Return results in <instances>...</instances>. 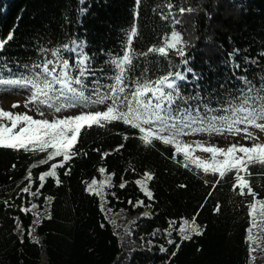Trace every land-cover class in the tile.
Here are the masks:
<instances>
[{
  "label": "trees",
  "instance_id": "16d2710c",
  "mask_svg": "<svg viewBox=\"0 0 264 264\" xmlns=\"http://www.w3.org/2000/svg\"><path fill=\"white\" fill-rule=\"evenodd\" d=\"M166 2L141 0L137 9L135 0H0V39L14 33L0 52V78L27 74L25 65L54 59L53 49H61V56L69 59L76 75V55L63 46L77 42L83 44L80 50L91 58L89 67L95 73L85 80V94L97 87L96 81L101 93L108 92L115 74L109 61L123 55L133 24L137 27L133 66L125 80L130 87L134 80H155L169 70L184 69L174 53L167 58L155 53L142 55L150 46H160L173 27L188 42L187 67L199 76L196 80L188 73V80L181 82L185 94H193L198 85L205 98L212 95L215 101L239 89V77L264 76V0H170L172 16L164 20ZM180 7L194 11L181 16ZM173 16L181 23L174 25ZM139 136L138 129L119 121L87 129L76 145L80 154L57 169L61 183L47 178L38 197L20 193V189L28 183L24 178L31 164L45 154L0 149V264H112L121 251L118 236L105 218L99 196L86 190L93 179L99 182L111 174L112 186L104 189L109 207L134 213L140 207L133 205L143 201L150 208V215L136 221L131 236L135 247L119 264H248V205L253 198L234 191L233 180L228 178L213 187L217 176L184 168L177 162L182 156L173 159L172 146L159 141L145 146ZM120 145L123 147L116 151ZM104 152L111 154L102 158ZM59 159L32 170V191L39 187V173ZM101 167L106 169L103 174L98 171ZM250 171L253 175L248 179L258 194L256 199L264 200V169L254 166ZM146 172L153 177L146 182L151 199L136 183L144 180ZM121 183L125 187L121 188ZM46 197L53 199L49 202ZM33 203L46 211L36 225V241L27 233L32 213L20 211L21 206ZM217 203L219 212L214 211ZM49 213L51 219L45 218ZM193 216L204 234L181 242L179 228ZM17 218L25 230L23 242L16 231ZM150 238L152 246H141L142 240ZM168 239L175 243L169 245ZM176 244L180 245L178 251ZM160 245L168 251L160 252ZM173 251H177L174 257Z\"/></svg>",
  "mask_w": 264,
  "mask_h": 264
},
{
  "label": "snow or ice",
  "instance_id": "6c2138e0",
  "mask_svg": "<svg viewBox=\"0 0 264 264\" xmlns=\"http://www.w3.org/2000/svg\"><path fill=\"white\" fill-rule=\"evenodd\" d=\"M137 9L141 0H135ZM165 7L168 9L167 15H162V19L168 20L172 16L174 5L168 0ZM86 9H81V12ZM179 14L183 16L185 12H193L194 9L180 7ZM138 17L139 12H135ZM172 23L178 25L180 19L173 16ZM137 36V27L132 25L128 34L125 50L122 56L111 59L109 64L113 66L115 74L111 77L113 83L108 86V92L101 93L98 88L99 82L90 95L85 92L88 85L85 80L88 75H95L89 67L91 58L80 49L82 43L73 42L75 46L64 45L63 49L76 53L75 70L78 74L73 75V65L69 59L61 56V49H53L51 56L54 59H44L39 64L25 65L27 74L20 75L18 78L4 79L0 78V86H16L29 91L30 95L25 101V107L31 105L30 110H34L41 118L36 119L32 115L25 113H14L0 108V149H9L14 151H23L31 154H45L37 163L31 164L28 169L25 180L28 183L20 189V193L29 194L32 197L41 195L40 189L44 187L47 178H55L57 185L61 183L57 169L64 168L66 164L80 153L76 150V145L84 131L92 127H105L113 122H122L133 129H138L139 139L145 146H150L159 141L165 145L174 148L173 159L176 156H182V166L191 170L193 167L198 172L212 174L218 179L213 184H219L225 178L233 180L232 189L239 190L240 195H249L253 202L249 203V216L254 217L257 208L264 215V200L256 199L257 193L253 190L250 180L253 173L251 167L258 166L264 169V143L258 142V137L249 131V128L258 129L264 133V76L249 79L247 76L239 77L241 87L234 92H230L227 97H217L213 101L212 95L205 98L197 89L193 94H185L181 90V82L188 80V73H192L194 79L199 76L193 70L187 67L189 61L186 54L187 41L183 39L181 32L174 27L170 34L162 37L160 46H150L146 53L148 55L155 53L160 57L167 58L170 54H175L181 58V63L185 66L183 70H169L165 75L157 77L155 80L145 79L142 82L137 79L130 87L125 80L127 73L133 66V39ZM14 33L9 32L5 39H0V52H2L8 42L13 40ZM264 55V54H262ZM255 63V61H251ZM6 67V65H5ZM239 67V65H237ZM10 71V70H9ZM223 87V86H222ZM215 103V106H212ZM97 105H105L104 110H90ZM19 102L13 103L12 107H19ZM51 113H61L67 109H83L75 115L56 116L52 119L46 118L44 109ZM243 125L244 127H239ZM224 131L239 134L244 133L243 138L252 141L251 146L232 143L227 148L215 145H205L201 141L192 143L184 142L181 137L198 132L220 133ZM127 140L128 137L124 136ZM123 145L118 146L122 148ZM199 149L204 153L210 154L208 159L201 158L194 153ZM96 151H99L96 149ZM87 155V153H84ZM111 153L104 152L102 158ZM55 158H61L50 164L48 170L39 173L36 179L39 181V187L32 191L33 169L39 165H47ZM16 167V165H13ZM98 171L103 174L106 169L101 167ZM69 174L65 172V175ZM112 175H108L104 180L97 181L93 179L87 186L90 194L99 196L103 199L104 189L111 187ZM151 173H144V180H137L141 185L142 191L149 199L152 198V192L147 187V181L151 180ZM208 183V181H205ZM120 187H125L124 183ZM184 187V185H181ZM114 195V194H113ZM46 201H51L52 197H46ZM6 205L8 201L4 202ZM131 204L132 201H129ZM144 206L143 201H137L133 207ZM39 206L35 203L30 207H20V211L25 214L32 213L38 217L33 221L39 225V213L33 210ZM203 207V205H201ZM103 209V204L101 205ZM214 211H220V205L214 208ZM149 213H143L148 216ZM196 215H199L197 213ZM51 219L50 213L45 217ZM115 223V221H113ZM255 226V225H253ZM16 231L21 233V242H23L22 224L17 218ZM33 229L27 230L29 236H32ZM248 241H254L251 235V228L248 229ZM181 242L190 240L193 235H203L204 231L196 222V216H193L191 222L185 220L179 228ZM155 235V233H153ZM171 235V233H168ZM151 244V241H148ZM169 245L175 241L168 239ZM179 244H176L177 251ZM249 244V255L255 251ZM160 252H167L163 245L159 246ZM177 251H173L174 257ZM254 259V257H253Z\"/></svg>",
  "mask_w": 264,
  "mask_h": 264
},
{
  "label": "rangeland",
  "instance_id": "374dc122",
  "mask_svg": "<svg viewBox=\"0 0 264 264\" xmlns=\"http://www.w3.org/2000/svg\"><path fill=\"white\" fill-rule=\"evenodd\" d=\"M72 46H75L74 44ZM76 55V53H74ZM30 93L26 89H22L16 86H0V108L4 109L5 111H11L14 113H25L27 112L28 115H32L34 118L39 119L41 118L34 110L31 109V105L29 107H25V101L28 99ZM19 102V107L13 108L12 104ZM105 105H97L90 110H104ZM83 109H67L61 113H51L48 109H44L46 118L52 119L53 115L56 116H67V115H75L78 114L79 111ZM239 127H244L240 125ZM249 131L252 132L255 136L258 137V142L264 143V133H261L258 129L249 128ZM244 133L241 132L239 134L236 133H229L224 131L223 134L220 133H209V132H198L189 134L186 136H182L181 139L184 142L192 143L193 141H201L205 145H215L222 148H227L232 143L244 144L245 146H251L252 141L246 140L243 138ZM195 155L200 156L201 158L208 159L210 154L204 153L199 149L196 150L194 153ZM100 198V206L103 204L107 206V211L102 209L105 218L111 223L115 233L118 236L119 243L121 246V251L118 254L117 258L115 259L114 264H119L120 262L124 261L127 258L129 252L135 247V243L132 239V230L135 226L136 221L139 217L143 216V213L150 212V208L147 205L140 207V210L134 213H129L127 210L120 208V209H113L109 207L105 201V197L103 199ZM249 210V209H248ZM34 212L39 213V219L46 213L43 208H37L33 210ZM36 216L32 214L31 224L33 223V219ZM115 221V223H113ZM255 225V226H253ZM30 227H32L30 225ZM29 227V228H30ZM251 228V235L254 237V241H248V252H249V244L251 243L252 247L256 249L249 255V261L252 264H264V215H261V210L259 207L255 213V216H250V225L248 229ZM247 229V237L249 235V231ZM33 239H37L36 235V226L33 228L32 231ZM148 241L152 243L149 244ZM141 246L144 248H149L153 245V239H146L142 240ZM254 257V259H253ZM44 254L41 257V261L44 262Z\"/></svg>",
  "mask_w": 264,
  "mask_h": 264
},
{
  "label": "bare ground",
  "instance_id": "6f19581e",
  "mask_svg": "<svg viewBox=\"0 0 264 264\" xmlns=\"http://www.w3.org/2000/svg\"><path fill=\"white\" fill-rule=\"evenodd\" d=\"M103 208H104L105 211H107V209H108L107 206L105 205L104 201H103ZM37 218H38V217H36L35 219H37ZM35 219H33V221H34ZM31 226H32L31 228L33 229V228H35L36 224L32 223ZM248 264H252V263L249 261Z\"/></svg>",
  "mask_w": 264,
  "mask_h": 264
},
{
  "label": "water",
  "instance_id": "95a60500",
  "mask_svg": "<svg viewBox=\"0 0 264 264\" xmlns=\"http://www.w3.org/2000/svg\"><path fill=\"white\" fill-rule=\"evenodd\" d=\"M34 241H36V239H34ZM44 257H45V254H44ZM114 263H115V261L112 264H114Z\"/></svg>",
  "mask_w": 264,
  "mask_h": 264
}]
</instances>
